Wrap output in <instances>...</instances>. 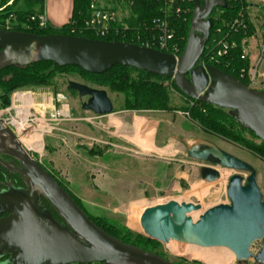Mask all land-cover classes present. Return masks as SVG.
Returning <instances> with one entry per match:
<instances>
[{
    "label": "water",
    "instance_id": "obj_1",
    "mask_svg": "<svg viewBox=\"0 0 264 264\" xmlns=\"http://www.w3.org/2000/svg\"><path fill=\"white\" fill-rule=\"evenodd\" d=\"M192 1L187 37L177 58L127 41L0 30V67L52 61L95 74L114 65L137 68L169 78L187 98L227 109L241 127L264 143V89L249 87L214 65L198 63L212 24L209 15L214 8H228L227 1ZM67 88L87 97L82 109L99 116L113 112L104 88L73 80L67 81ZM0 133L7 136L0 139V153L18 159L22 167L12 168L1 161L3 165L25 176L30 188H37L64 222L55 221L44 207L36 205L35 193L0 192V214H8L0 218V257L8 255L2 264H178L108 234L24 150L10 130L1 125ZM185 155L208 164L199 169L200 178L206 182L219 178V171L212 166L235 169L246 176L232 174L226 184L229 202L214 205L197 217L191 212L199 206L188 202L170 200L146 207L139 219L143 233L162 243L174 240L202 247L220 244L237 261L252 259L254 264H264V199L255 167L203 138L188 145ZM257 240L261 244L254 254L250 247Z\"/></svg>",
    "mask_w": 264,
    "mask_h": 264
},
{
    "label": "rangeland",
    "instance_id": "obj_2",
    "mask_svg": "<svg viewBox=\"0 0 264 264\" xmlns=\"http://www.w3.org/2000/svg\"><path fill=\"white\" fill-rule=\"evenodd\" d=\"M100 2L109 4L106 0ZM20 6L27 8L28 5L17 4V7ZM32 7L39 8V4L35 3ZM126 12L121 11L124 16ZM249 13L253 18L257 17L259 21L256 26L263 31L264 4L255 2L249 7ZM262 73L264 60L258 66L260 82L251 87L264 89ZM68 80L92 86L76 70L63 69L56 70L55 76L48 83L25 88L30 91V103L21 106H26L28 110L26 121L29 126L25 131L27 132L30 126L38 128L37 124L41 121L49 126V130L41 134L42 151L26 149L28 154L55 176L77 200L84 212L99 223L175 263L206 264L191 254L186 255L184 251H172L168 243L149 240L139 223L141 213L146 207L170 200L198 205L199 214L214 205L229 202L226 195L228 178L235 173L245 177L246 173L212 166L221 170L224 179L219 176L213 182L202 180L199 169L208 164L185 155L186 147L199 138L214 142L224 151L255 167L256 182L263 199L264 159L219 133L204 130L183 112L123 109V95L106 88L113 104V112L102 116L95 115L81 108V103L85 102L87 97H80L77 92L69 90ZM169 97V103L173 106L181 107L187 104L188 99L176 90H171ZM8 106H11L10 102L5 107ZM5 107L0 108V117L7 118L9 123L6 125L14 128L16 134V126H12L16 109L11 107L7 112ZM122 115L126 120V132L120 131V125H112L113 119ZM137 115L150 119V124L156 126V136L153 134L152 143L148 146H144V143L136 146L129 141L134 135L139 136L143 130L136 129L133 125L135 131L133 130L132 135L129 134V123H132ZM231 128L246 140L260 144L261 141L247 131L234 125ZM202 188H206L204 194L199 192ZM34 190L40 196V191L37 188ZM260 244L261 240L255 241L250 251L257 253ZM191 245L196 250L231 252L220 244L204 247ZM232 258V264L254 263L252 259L237 261L233 253Z\"/></svg>",
    "mask_w": 264,
    "mask_h": 264
},
{
    "label": "trees",
    "instance_id": "obj_3",
    "mask_svg": "<svg viewBox=\"0 0 264 264\" xmlns=\"http://www.w3.org/2000/svg\"><path fill=\"white\" fill-rule=\"evenodd\" d=\"M8 1L9 0L0 1V7L4 6L2 9H0V30H5V25L7 24L9 27L8 30H20L34 34L58 33L64 35L82 36L90 39L120 40L132 43H137V37H140L141 40H144L153 34L154 30L152 20L160 16L161 10L164 7L163 0H133V5L128 8V14L123 19V21H125L129 27L125 34L122 33L121 35H107L105 37H98L92 31H90V29H85L83 27V21L89 14V3L91 0H73L70 21L61 25L60 27H52L47 25L44 28L38 27L35 22L28 20L30 15L41 12L43 0H27L28 3H26V0H11V3L6 5ZM106 1L108 2V0ZM116 2H118V0H110L109 4L112 5L113 8L117 9ZM35 3L39 4V8L34 9L32 7V5ZM228 3V8L220 9L221 11L218 20L211 19L212 24L206 44H209L211 38L215 35V26H219L225 31L224 23L235 16L236 7L230 2ZM17 4L28 6L27 8L22 6L17 7ZM176 5L189 8V12L185 18L176 15L172 17L171 22L173 26V39L171 40V43H176L178 45L181 54L187 37L193 1L174 0L173 7ZM121 7L125 8L123 5H121ZM215 10L216 9L212 10L211 16L216 14ZM72 29L73 31H71ZM252 30L253 27L250 26L249 32H252ZM231 37L238 39L239 35H232ZM204 54L205 50L200 56V60L204 57ZM240 54L241 49L238 46L232 49L226 57L219 59L218 63L210 62V64L232 75L248 86L249 83L247 79L245 77L241 78L239 76V71L240 69L247 71L250 62L248 59H241ZM63 69L76 70L79 75H81V77L92 86L95 85L97 87L104 89L106 88L111 91L121 93L123 95V109L137 111L161 110L183 112L191 121L195 122L204 130L219 133L222 136L240 144L241 146L246 147L264 159V143L260 142V144L257 145L246 140L240 134L235 133L232 128L230 129V127L234 125L238 129L247 131L252 136L256 137L252 132L241 127L228 114V112L225 111L227 109L192 100L187 97L186 98L188 100L185 106H173L169 103V95L171 90H176L179 93L181 92L177 87H175L169 78L148 73L133 67L114 65L107 71L100 74L89 73L74 65L58 66L52 61H39L23 66L8 65L0 67V108L9 104L10 94L12 91L46 84L51 78L55 76L56 70ZM12 176L13 182L15 184L22 185L23 187L27 186L28 181L23 175L12 174ZM53 177L55 178V176ZM55 179L62 187H64L59 182V180H57V178ZM64 189L68 191L65 187ZM70 195L72 196L71 193ZM72 198L80 206L73 196ZM39 199L47 208L50 209L52 215L58 221L64 223L57 211L41 193ZM88 217L108 234L119 238L123 242L138 246L141 245L129 241V239L122 236L119 232L104 226L89 215ZM148 239L152 242H158L157 240L149 237ZM140 247L146 250V248L143 246ZM194 264L200 263L194 262Z\"/></svg>",
    "mask_w": 264,
    "mask_h": 264
},
{
    "label": "built area",
    "instance_id": "obj_4",
    "mask_svg": "<svg viewBox=\"0 0 264 264\" xmlns=\"http://www.w3.org/2000/svg\"><path fill=\"white\" fill-rule=\"evenodd\" d=\"M109 1L110 0H108V2ZM163 1L164 7L161 10L160 16L152 20L154 30L153 34L144 40H141L140 37H137L136 40L137 44L156 48L158 50L170 53L175 58H177L180 55V48L176 43H171V40L173 39V26L171 24L172 17L179 15L185 18L189 12V8L181 7L179 5L173 7L174 0ZM226 1L227 3H232L236 7V14L232 19L224 23L225 31L219 26L214 27L215 35L211 38L209 44H205L204 57L201 60L199 58L198 63L203 66L210 64V62L218 63L219 59L226 57L232 49L239 46L241 49L240 58L248 59L250 62L247 71L240 69L239 76L241 78L245 77L249 83L248 86L251 87L252 85L260 82L258 78V66L264 60V29L261 31L259 27L256 26V23L259 20L257 17L253 18L250 16L249 7L255 4V2L264 4V0ZM10 3L11 0H9L6 5ZM121 5H123L125 8H122ZM132 5L133 0H118V2H116L117 9H115L110 4L104 5L100 2V0H91L89 3V14L83 21V27L85 29H90V31H92L98 37H105L107 35H121L122 33L125 34L129 27L128 24L123 21V19L128 13L126 12L127 14L124 16L121 11H128V8ZM3 7L4 6L0 7V9ZM214 9H216V14L211 16L210 13L209 17L210 19L218 20L221 11L220 9L222 8ZM28 20L35 22L38 27L44 28L48 25V22L42 12L30 15ZM262 25V27H264V24ZM250 26L253 27L252 32H249ZM8 29L9 27L6 24L5 30ZM232 35H239V38H232ZM18 94L21 95V98L17 97ZM28 100H30V91L26 89L14 90L10 94L11 106L5 107L4 109L7 112L11 109V107L15 108L16 111L24 109V106H21L28 102ZM1 112L3 113V111ZM1 118L4 125L9 123L7 118ZM13 125L14 124L12 123V126ZM11 129L14 130V128Z\"/></svg>",
    "mask_w": 264,
    "mask_h": 264
},
{
    "label": "bare ground",
    "instance_id": "obj_5",
    "mask_svg": "<svg viewBox=\"0 0 264 264\" xmlns=\"http://www.w3.org/2000/svg\"><path fill=\"white\" fill-rule=\"evenodd\" d=\"M17 97L21 98V95L18 94ZM26 103L29 104L30 100H28V102H26ZM63 112L65 113L66 111H63ZM27 117H28V110L25 106L24 109L17 110L15 117L12 119V123L16 126L17 137L19 136V138L17 140L19 141V143L21 144V146L24 148L25 151H26V149H30L33 151L41 152L42 151L41 134L43 131H48L49 126L44 125V123L40 120L41 122L37 124L38 128L30 126L29 130L26 132L25 130L29 126L27 124V121H26ZM4 127H6V125H4ZM23 133H25V134L31 133V134L26 136V135H22ZM222 174L223 173L220 170L219 176L223 178ZM199 192L201 194H204L206 192V188L200 189ZM199 211H200L199 209L196 211H192L191 215H193V217L194 216L196 217V216H198ZM167 243H168V246L171 248L172 251H174V252H183L184 251V253L186 255L191 254L192 257L203 260L204 262H206V264H232V259H233L232 253L228 252V251H225V252L224 251H221V252H211L210 251L209 252L205 249L196 250L195 248H193L194 246H192L191 243L177 242L174 240H170Z\"/></svg>",
    "mask_w": 264,
    "mask_h": 264
},
{
    "label": "crops",
    "instance_id": "obj_6",
    "mask_svg": "<svg viewBox=\"0 0 264 264\" xmlns=\"http://www.w3.org/2000/svg\"><path fill=\"white\" fill-rule=\"evenodd\" d=\"M72 7H73V0H43L41 12L43 13L44 17L46 18L48 25L52 27H60L61 25L67 23L71 19L72 15ZM264 74V73H263ZM179 112V111H178ZM152 121V120H151ZM126 120L124 116H117L113 119L112 125H120L121 130L127 131L124 127ZM135 123V124H133ZM142 128L143 130L140 131V135H134L132 138L129 139L130 142H134L136 146L139 143H144V146H148L152 143L153 134L155 132L156 126H152L150 124V119L144 118L140 115L134 117L133 122L129 123V134H133V130ZM139 132V131H138ZM136 132V133H138ZM156 136V134H154ZM141 137V138H140ZM144 139V140H143Z\"/></svg>",
    "mask_w": 264,
    "mask_h": 264
},
{
    "label": "flooded vegetation",
    "instance_id": "obj_7",
    "mask_svg": "<svg viewBox=\"0 0 264 264\" xmlns=\"http://www.w3.org/2000/svg\"><path fill=\"white\" fill-rule=\"evenodd\" d=\"M2 125V127L5 130H10L11 133L13 134L14 137H16V139L19 138V136L17 137V135L15 134L14 130H12L10 127L6 126L4 127L3 122H2V118L0 117V126ZM4 139L7 138V136H5L4 133H0V139ZM3 161L4 163H6L7 165H9L12 168H21L22 165L20 163V161L14 157H12L11 155L7 154V153H0V192L2 191H8V190H26L28 191V193L36 194V205L40 206V207H44L45 210L51 215V217L61 223L60 221H58L51 213L50 209L47 208L39 199V195L35 192L34 188H30L29 183L27 184V186L23 187L22 185L19 184H15L13 182V176L12 174H20L17 171H12L9 170L8 168H6L3 163L1 162ZM21 175V174H20ZM27 179V178H26ZM28 181V180H27ZM7 213H3L0 214V218L3 216H7ZM63 224V223H62ZM1 249V247H0ZM8 255L5 254L4 256L0 257V264H2V262H4L7 259ZM254 264V263H253Z\"/></svg>",
    "mask_w": 264,
    "mask_h": 264
}]
</instances>
